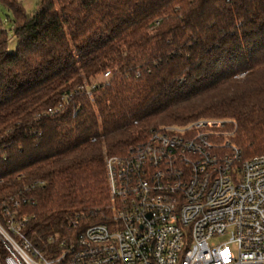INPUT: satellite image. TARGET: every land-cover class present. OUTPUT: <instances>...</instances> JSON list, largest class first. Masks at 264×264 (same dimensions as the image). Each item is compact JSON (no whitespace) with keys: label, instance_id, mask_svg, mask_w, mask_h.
I'll use <instances>...</instances> for the list:
<instances>
[{"label":"trees","instance_id":"trees-1","mask_svg":"<svg viewBox=\"0 0 264 264\" xmlns=\"http://www.w3.org/2000/svg\"><path fill=\"white\" fill-rule=\"evenodd\" d=\"M3 2L18 45L0 30V201L35 200L44 252L107 219V158L154 128L230 118L264 153V0Z\"/></svg>","mask_w":264,"mask_h":264},{"label":"built area","instance_id":"built-area-1","mask_svg":"<svg viewBox=\"0 0 264 264\" xmlns=\"http://www.w3.org/2000/svg\"><path fill=\"white\" fill-rule=\"evenodd\" d=\"M237 129L217 117L163 125L109 156L111 214L52 237L51 251L29 236L34 199L0 201V264H264V153L246 156Z\"/></svg>","mask_w":264,"mask_h":264},{"label":"rangeland","instance_id":"rangeland-1","mask_svg":"<svg viewBox=\"0 0 264 264\" xmlns=\"http://www.w3.org/2000/svg\"><path fill=\"white\" fill-rule=\"evenodd\" d=\"M28 14H34L39 7V0H19ZM13 12L0 0V30H7L10 37V48L13 51L17 50L18 39L13 32Z\"/></svg>","mask_w":264,"mask_h":264}]
</instances>
